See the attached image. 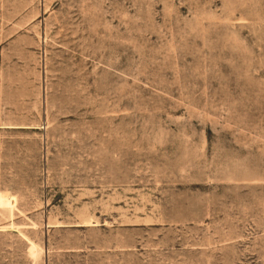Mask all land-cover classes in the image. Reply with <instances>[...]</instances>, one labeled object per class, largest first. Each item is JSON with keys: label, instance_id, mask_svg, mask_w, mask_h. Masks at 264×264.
I'll return each instance as SVG.
<instances>
[{"label": "rangeland", "instance_id": "obj_1", "mask_svg": "<svg viewBox=\"0 0 264 264\" xmlns=\"http://www.w3.org/2000/svg\"><path fill=\"white\" fill-rule=\"evenodd\" d=\"M0 264H264V0H0Z\"/></svg>", "mask_w": 264, "mask_h": 264}, {"label": "bare ground", "instance_id": "obj_2", "mask_svg": "<svg viewBox=\"0 0 264 264\" xmlns=\"http://www.w3.org/2000/svg\"><path fill=\"white\" fill-rule=\"evenodd\" d=\"M34 246H35V245H34ZM34 246H32V247H34ZM32 251H33V250H32ZM36 251H37V250L35 249L34 252H36ZM36 254H37V253H36ZM36 254H35V255H36ZM33 255H34V254H33ZM37 255H38V254H37ZM37 255H36V256H37Z\"/></svg>", "mask_w": 264, "mask_h": 264}]
</instances>
